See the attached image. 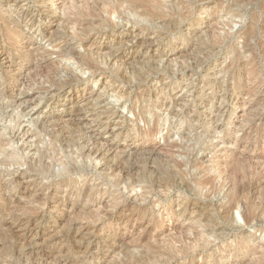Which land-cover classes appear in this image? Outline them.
Masks as SVG:
<instances>
[{
    "label": "rangeland",
    "instance_id": "rangeland-1",
    "mask_svg": "<svg viewBox=\"0 0 264 264\" xmlns=\"http://www.w3.org/2000/svg\"><path fill=\"white\" fill-rule=\"evenodd\" d=\"M97 1L0 0V264H264V0H156L166 17L151 24L68 23ZM121 160L189 187L153 178L143 202L132 178L115 184ZM235 175L246 192L227 217ZM209 216L199 241L179 228Z\"/></svg>",
    "mask_w": 264,
    "mask_h": 264
},
{
    "label": "bare ground",
    "instance_id": "bare-ground-1",
    "mask_svg": "<svg viewBox=\"0 0 264 264\" xmlns=\"http://www.w3.org/2000/svg\"><path fill=\"white\" fill-rule=\"evenodd\" d=\"M157 1L156 0H101V1L98 0L97 2L93 3L90 7H88L87 10L84 12V14L80 15L79 17L78 16H75L74 19L69 20L68 23H70V25H73L74 26L73 28H76V27L85 28V27H88L89 25L94 24V23H104V22H107L108 21V24H110L109 21L111 22L112 19H113V17H120V18L121 17H123V18H127V17L128 18H131L132 17V18H135V19H143L144 22H147V23H150L151 24L152 23L151 21H154L156 19H165V17H166V15L163 13L164 10L162 11L161 8H160L162 3L161 2H157ZM14 22H16V21H14ZM111 24H112V22H111ZM113 24H114L113 25L114 28H116V27L118 28L119 27V24L118 23L117 24L113 23ZM114 28H111V29H114ZM17 36L18 35H15L14 38H13V41L14 42L16 41ZM98 58H100V57L98 56ZM101 59H102V63H106L103 60L105 58L101 57ZM93 62H96V63H93ZM107 62H108V59H107ZM109 62H113L114 63V66H117L119 68L120 67H124V66H127V64H128V57H125L124 58L121 55H112V56H110ZM158 62L155 60L152 63L150 61L148 63V61H147L148 64H143L144 63L143 62V63H140L139 66H140V69L141 70H146L147 69V71H150L151 68H153V67L155 68L156 66H158ZM145 63H146V61H145ZM96 64H99V63L95 59H93L92 56L91 57H88V60L86 62V66L89 69H93L94 70ZM194 66H195V64H194ZM128 67L130 68V66H128ZM140 69H139V71H141ZM166 69H168V68H166ZM133 71L135 72V70H133ZM168 71L169 70H166L164 72H168ZM136 72H137V70H136ZM126 79H128V78H126ZM65 85H66V83H65ZM154 106H155L154 104L151 105V108H153ZM217 110L219 111L220 109H217ZM131 111H134V109L132 108ZM5 141H6L5 136L4 135H0V148H5L4 147ZM7 143H8V141H7ZM84 151H85L84 149H81L80 150V154H83ZM93 151L90 149L89 156H91V155L92 156H97L98 152H95V153L92 154L91 152H93ZM189 154H190V152H189ZM191 155H193V154H191ZM90 158L91 157H89V159ZM235 163L236 164L234 166H231V170H230L231 173L230 174H232V173L234 174V172H238V173L243 172L244 173L243 175H245V171H242V164H241V162H238V163L235 162ZM175 168L178 169L179 171H181V168L182 167L179 164V165H176ZM109 169L112 170V171H114V172H116V173L123 174L122 175V178L119 181H116L115 182L116 185H119V184H122V183H126V181L128 180V178H130V179L132 178L133 180L126 186V189L129 190V191H133V192L136 191L137 192L136 188H140L141 189V194H140V196L139 195L138 196L143 200V202L146 200V197L143 196V195H148L149 196V195H153L155 193V189L153 188L154 185L151 182H149V180H151L153 178L155 180H159L160 179L161 180V185H163V186H171V185H173V182L174 181H177V180L180 179L182 181V184L186 188L189 187V181L190 180L188 181L186 178H184V174L182 172H180V173L177 172L178 174H175L173 171H169L168 169H165V168L162 167V168H160V173H159V172H156V171L148 170L147 163L146 164L144 163V166H139V165H136V164H134L132 162H129L127 160H121V161L116 162L115 165L111 166V168H109ZM238 173H236V174H238ZM243 175H242V177H239L238 175H235L232 180H229L227 178L229 182L227 183L226 187L229 186V185L230 186L228 187V192L229 193L227 192L226 194L227 195H230L231 196V200H232V201L229 202L230 204H229L228 208L225 211L226 212L225 215L227 217H229L232 209L236 206L237 199H238V195L242 196L239 193L241 192V190H244V187L246 186V185H244L245 182L243 184V181L241 179V178H243ZM133 176H136V177L133 178ZM227 179H226V182H227ZM162 181H163V183H162ZM200 184L201 185H205V188L206 187H209V189H211L213 192L216 189V185H217L215 183V179L214 178H211V177H208V179H206L203 182L201 180ZM232 184H234L236 193L234 192V187H233ZM166 188H168V187H166ZM224 190H225V188H224ZM237 190H239V191H237ZM213 192H211V193H213ZM242 199L243 198H241V200ZM224 200H226V199H224ZM116 206H117V204H116ZM225 206H227V205H225ZM103 215H104L102 217L103 219L113 218V216L116 215V212L111 211V212H107V213H105ZM244 220L248 224L249 217L246 215V217H245ZM196 226H199L198 228H202L204 230H206V229H214L215 228V226L213 225V219H211L210 216L208 217V219H204V220H202L201 218H196L195 217L193 219L192 226L191 225H186V224H180L179 228H181L180 230H185V229L187 230V229H189L193 233L196 231L194 239H196V241H199V239L203 238L204 236H203V233H200L196 229ZM189 230H187V231H189ZM210 246H212V242L211 241L206 242L205 247H210ZM248 249L249 248H246L247 251H248ZM62 263H64V264H70V261H69V259L65 258V259H62L60 261V264H62Z\"/></svg>",
    "mask_w": 264,
    "mask_h": 264
}]
</instances>
